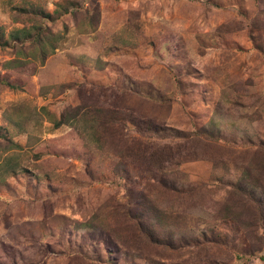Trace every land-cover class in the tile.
<instances>
[{
    "label": "rangeland",
    "instance_id": "1",
    "mask_svg": "<svg viewBox=\"0 0 264 264\" xmlns=\"http://www.w3.org/2000/svg\"><path fill=\"white\" fill-rule=\"evenodd\" d=\"M0 27V75L34 69L0 84V264H264V0H0ZM80 108L102 148L57 124Z\"/></svg>",
    "mask_w": 264,
    "mask_h": 264
},
{
    "label": "trees",
    "instance_id": "2",
    "mask_svg": "<svg viewBox=\"0 0 264 264\" xmlns=\"http://www.w3.org/2000/svg\"><path fill=\"white\" fill-rule=\"evenodd\" d=\"M68 11L65 12V14H67ZM50 17V16H48ZM35 29V36H34V41L30 43V45L33 47V46H38L39 47V52L42 50L41 49V44H42V40H43V34L40 32V28H34ZM3 33H2V28L0 27V50H5L6 48L9 47V43H7L6 41H4V38H3ZM30 38H33L32 37V33H28V37L27 39H30ZM18 39V38H16ZM36 42V44H35ZM42 54L43 51H41ZM31 63H26L25 61H19V60H12V61H9L6 65L7 69H11V71L14 73V74H17V78H13L11 79L10 78V75L8 74H4V75H0V84H2L3 86H7L9 89H13V90H17V89H21L22 85L24 84V82L22 81L21 78L23 77H29L30 76V72H33L34 69L31 68V66L33 65H30ZM28 75V76H27ZM87 109H83L80 108V109H76L74 110V113L71 114V118L72 119H68L66 120L65 117L64 119H62L59 123V125H65V124H72L73 126H78L79 124H81L80 122H85L86 125H87V129L84 131L85 132V135H86V141L88 143H91V144H95L96 146L101 147V145H105L107 141H102L103 139L106 140L107 138V129H106V125L105 124H109V123H105V122H101V123H97V119H87L88 115H87ZM69 118V116H68ZM8 122L12 123L11 121L8 120ZM15 122V121H14ZM14 128H17L18 130V134H22L23 133V129H22V126L20 123H17L16 122V125L14 124ZM142 131H144L143 133L141 132V136L143 138V141L145 139L144 137V134H156V136H158L159 138L161 137V135L163 133H166V131L164 130H159L160 128V125L158 122H150V124L147 126V125H144L143 123H140L138 125ZM73 128V127H72ZM112 128V126H111ZM98 129H101V135L99 134V132L97 131ZM4 130H5V133H4ZM199 132L200 131H195L193 134L194 135H199ZM8 129L0 126V137L3 136L6 141H7V138L8 137ZM201 133V132H200ZM192 134V136H193ZM18 136H21V135H18ZM178 138L180 139H184L186 140L188 138L187 135L185 134H181L179 133L178 135ZM143 141L140 142V147L142 149V153H148L150 151H148L152 144L149 143L148 141H146L145 143V146L147 148V150L142 146L143 144ZM157 145V144H156ZM6 167L10 168L12 166H10L9 164L6 165ZM160 167V166H159ZM158 170H161V167L158 169Z\"/></svg>",
    "mask_w": 264,
    "mask_h": 264
}]
</instances>
